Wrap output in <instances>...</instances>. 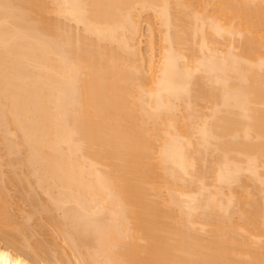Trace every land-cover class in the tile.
<instances>
[{"label": "bare ground", "instance_id": "obj_1", "mask_svg": "<svg viewBox=\"0 0 264 264\" xmlns=\"http://www.w3.org/2000/svg\"><path fill=\"white\" fill-rule=\"evenodd\" d=\"M259 198L264 0H0V264H264Z\"/></svg>", "mask_w": 264, "mask_h": 264}, {"label": "rangeland", "instance_id": "obj_2", "mask_svg": "<svg viewBox=\"0 0 264 264\" xmlns=\"http://www.w3.org/2000/svg\"><path fill=\"white\" fill-rule=\"evenodd\" d=\"M143 12H145V11H143ZM141 13H142V12H141ZM145 13H146V12H145ZM145 13H144L142 16H144V15H146V14H147L146 16H149V15L151 14L152 16L155 17V18H154L155 32L158 34V33L160 32V31H159L160 28L163 27V26L160 27V26L158 25V21H157V18H158V17L156 18L155 14L153 15L151 12H150L149 14H148V12H147L146 14H145ZM151 15H150V16H151ZM142 16H140L139 19H140ZM150 16H149V18H150ZM152 16H151V17H152ZM143 18H145V17H143ZM147 18H148V17H147ZM141 19H142V18H141ZM150 19H151V20H149V22L151 23L153 20H152V18H150ZM139 21H140V23L143 21L142 24H141V26H140V27H142V28H141V33H143V34H142L143 36L140 38L141 44H140L139 47H141L142 55H143V56H146V54H148V53H147V50H148V49H147V46H148L149 38H150V37H149V36H150V35H149L150 32H148L149 30L147 29L148 26H149V25L147 24V21H148V20L146 21V19H144V20L142 19V20H139ZM156 22H157V23H156ZM152 23H153V22H152ZM155 23H156V24H155ZM159 23H160V22H159ZM147 25H148V26H147ZM156 26H157V30H156ZM158 26H159L160 28H159ZM153 27H154V26H153ZM163 28H164V27H163ZM158 29H159V30H158ZM163 30H164V29H163ZM163 30H161V31H163ZM157 31H159V32H157ZM156 33H154V36H155V37H154V38H155V41H154V42H157V43H158L159 40H157V37L159 36V34L157 35ZM161 34H163V33H161ZM161 34H160V35H161ZM156 40H157V41H156ZM219 41H222V39H220ZM157 43H156V44H157ZM160 43H161V42L159 41V44H160ZM221 43L225 44V42H223V41H222ZM159 44H158V45H159ZM197 54H198V53H197ZM205 106H208V104L204 105V109H203V107H202V109L206 112L207 110H205ZM202 109H201V111H202ZM204 111H202V112H204ZM211 157H212V159H213V155H212ZM12 193H13V192H12ZM14 194H15V193H14ZM41 194H42V193H41ZM15 195H16V194H15ZM44 195H45V194H44ZM41 196H42V195H41ZM258 196H259L260 198H262V197L260 196V193H259L258 195H256L257 198H258ZM42 197H43V196H42ZM45 197L48 198L47 196H44L43 198H45ZM13 198H15V197H13ZM260 198H259V200H260ZM15 199H18V197L15 198ZM15 199L13 200V203H12V204H13V205H12L13 207H14V206H17L18 203H19V200L15 201ZM262 200H264V199H262ZM262 200H260V201L262 202ZM14 201L16 202V204L14 203ZM21 202H22V200H21ZM21 202L19 203V205H20V207H21L20 209H24L23 211L27 210L29 206L27 205V208H24V206H25L26 204L23 202L22 204H23L24 206L22 207ZM14 204H15V205H14ZM25 207H26V206H25ZM14 209H15V207H14ZM16 209H17V207H16ZM20 209H19V211H21ZM14 211H15V210H13V212H14ZM16 211L19 213L18 210H16ZM16 211L14 212V214H16ZM23 211H22V212H23ZM57 212H58V211H57ZM57 212H56V213H57ZM20 213H21V212H20ZM20 213H19V214H20ZM23 213H24V212H23ZM58 213H59V216L62 215L61 211L58 212ZM58 213H57V214H58ZM19 214H16V215H17V216H16V220H17V221H20V218H19L20 216H18ZM21 214H22V213H21ZM21 214H20V215H21ZM55 216H56V215H55ZM60 217H61V216H60ZM58 218H59V217H58ZM31 221H32V220H31ZM31 221H30V222H31ZM33 221L37 222L36 220H33ZM35 222H34V224H35ZM31 223H32V222H31ZM31 223H30V224H31ZM31 225H33V223H32ZM34 226H35V225H34ZM34 226H33V227H34ZM36 226H37V225H36ZM36 226L34 227V229H35V228L37 229ZM47 229H48V228H47ZM49 229H51V228L49 227ZM46 231H47V230H46ZM48 231H49V230H48ZM49 232H52V231L50 230ZM49 232H48L47 234H45V235L48 237V240L50 241V244L48 243V245L51 246L52 244H54V245H53V251H54V250H55V251L60 250V247L63 246L62 244L59 243V242H61L60 239H59L58 237H55V236L53 235L54 233L51 234V233H49ZM48 235H49V236L51 235V237L53 236V239H54V237H55L56 239L58 238L57 241H59V242L52 241V238H51V237L49 238ZM46 236H44V237H46ZM1 240H2V239H1ZM48 240H47V242H49ZM0 242H2V241H0ZM2 244H3V242H2ZM58 246H60V247H59V249L57 250V247H58ZM64 249H66L65 246H64ZM58 252H59V251H58Z\"/></svg>", "mask_w": 264, "mask_h": 264}]
</instances>
